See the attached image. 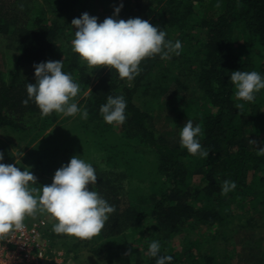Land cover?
Instances as JSON below:
<instances>
[{"label":"trees","instance_id":"16d2710c","mask_svg":"<svg viewBox=\"0 0 264 264\" xmlns=\"http://www.w3.org/2000/svg\"><path fill=\"white\" fill-rule=\"evenodd\" d=\"M37 3L0 0V36L15 52L10 78L0 72V130L8 127L32 144L60 120L62 114L42 118L34 101L27 107L22 101L27 99V83L36 82L24 77L26 67L35 71L34 65L41 62L63 61V71L80 86L78 95L84 96L80 103H85L89 118L99 122L97 132H118L134 153L148 152L160 179L146 193L126 189L125 180L131 174L135 177L137 171L132 165L119 169L114 144L106 159L99 161L103 167L92 165L98 179L90 187L115 212L98 236L82 241L96 259L105 260L103 264H156L157 258L148 255L154 240L160 243V256H172L171 264H189L182 251L170 246L175 234L189 223L227 225V218L233 216L232 211L224 214V208L234 203L227 196L230 193L237 199L236 207H248L253 195L264 193V156L257 155L264 148V89L253 103L239 101L230 80L231 73L240 70L264 76V0H127V18L148 20L167 33L166 39L182 43L179 56L142 61V71L130 83L121 80L115 69L89 68L72 51V43L57 44L64 30L73 27L78 0H43L39 9ZM49 13L54 14L53 19L48 18ZM58 53H63L61 60ZM96 72L98 79L93 82ZM194 92L202 102H197ZM138 95L147 109L136 102ZM108 96H123L127 103V119L118 126L119 131L100 114ZM166 99L181 104V112L191 106L189 116L198 119L203 132L199 140L209 150L208 158L190 155L181 148L179 133L162 129L157 106ZM238 103H244L242 110L235 107ZM249 140L257 144L253 146ZM2 147L0 143V150ZM194 175L203 177L202 188L195 192L190 184ZM225 180L234 181L236 188L222 195ZM201 193L204 198L194 196ZM259 205L264 211V195ZM54 223L49 235L55 245L62 246L59 242H66V235L55 234ZM132 248L140 251V257L133 261L123 258ZM257 264H264V251Z\"/></svg>","mask_w":264,"mask_h":264},{"label":"clouds","instance_id":"9594fccd","mask_svg":"<svg viewBox=\"0 0 264 264\" xmlns=\"http://www.w3.org/2000/svg\"><path fill=\"white\" fill-rule=\"evenodd\" d=\"M122 7L121 3L114 15H118ZM97 19L85 12L80 18L72 20L76 29L71 42L72 51L89 68L115 69L121 80L130 83L142 71L140 65L145 59L156 56L168 59L173 54H181L182 43L166 39L167 33L148 20L130 18L125 21L109 17L98 23ZM34 68L36 82L27 83V99L22 101L25 107L29 101H34L42 118L56 113L66 117L80 114L82 119H88L87 109L78 107L75 99L80 86L63 71V61L41 62ZM230 80L239 101L253 103L256 94L264 89V76L257 71H233ZM126 107L123 96H108L107 103L100 107V114L105 123L120 126L127 119ZM235 107L242 110L244 103ZM202 135L201 126H194L192 120H187L180 132L181 148L187 149L190 155L208 158L209 150H205L199 140ZM249 143L255 146L257 141L249 140ZM257 155L264 156V148H260ZM3 159L4 155L0 152V161ZM97 179L92 164L78 156H73L68 164L55 172L50 185L39 187L29 168L21 171L14 164L0 163V241L22 232L26 219L45 213L56 221L52 227L55 234L79 240H91L98 236L115 212V207L97 191L89 190L88 186L95 185ZM235 188L234 181L225 180L221 194L227 195ZM160 248L158 241H152L148 255L157 258L156 264H171L172 256H160Z\"/></svg>","mask_w":264,"mask_h":264},{"label":"rangeland","instance_id":"374dc122","mask_svg":"<svg viewBox=\"0 0 264 264\" xmlns=\"http://www.w3.org/2000/svg\"><path fill=\"white\" fill-rule=\"evenodd\" d=\"M42 3L43 0H38V9ZM121 3L123 7L119 14L114 15L115 9L120 7ZM126 4L127 0H91L89 2L78 0L74 17L80 18L86 12L90 16L97 17L98 23H102L104 19L109 17L127 21L129 18L124 14L126 13L124 12L127 8ZM48 18L53 19L54 14L49 13ZM75 31L74 26L64 30L65 35L57 40V44L65 45L71 43L74 39ZM8 43L6 39L0 36V72H3L7 79L11 76L15 59L14 49H10ZM57 57L61 60L63 53H58ZM98 75L97 72L94 74L93 82L97 81ZM24 77L30 81L35 80V71L31 66L25 68ZM194 93L193 95L197 102H202V97ZM194 96L186 95L189 99ZM83 97L78 95L75 98L78 101V107L81 109H85V103H80ZM140 98L138 95L136 102L143 109H147L145 108V102L140 100ZM179 105L181 104L176 103L174 100L166 99L164 104L157 106V114L161 116L160 125L165 131L168 129L180 134L187 120H192L193 125H197L198 119L193 118L194 115L189 116L193 114L190 111L191 106L186 107L185 111H189V113H186L179 110ZM184 105H187V103L184 102ZM99 128V122L91 120L89 116L85 120L81 118L80 114L74 117L62 115L60 120L46 131L44 135L32 144H28V139L23 135L14 132L8 127H2L0 130V143L4 149H1L0 152L3 153L4 159L0 163L14 164L21 171L25 167L29 168L31 173L37 178V187H39V185H50L55 172L62 165L68 164L73 156H78L92 165L103 167L99 161L105 160L110 149L117 143L116 150L118 153L116 161L117 163L120 162L119 169L124 170L128 165H132L131 167L137 171L135 177H132L131 174L130 178L128 177L125 180V188H131V191L132 188H136L135 192L138 193H146L152 190L151 186L154 184V180H160L157 174L154 173L153 157L148 152L144 153L141 150L134 153L124 144L121 136L117 135L119 134L118 132H116L117 134L110 132L100 134L97 132ZM115 129L119 131L118 126ZM102 135L106 137L102 138ZM190 184L191 187H194L192 191L195 192L198 188H202L203 177L201 175L192 176ZM88 187L89 190H92L90 185ZM245 188L248 193L252 194L251 186ZM263 195L264 193L253 195L248 201V207H243L242 204L240 207H236L237 199L230 193L227 196L234 203L230 207L224 208V214L226 215V212L232 211L233 216L227 218V225L214 224L208 226L189 223L185 229L174 235L170 246L177 251H182L189 264H257L258 260L262 259V252L264 251V211L260 209L259 205ZM194 196L197 199L204 198L203 193ZM44 216L51 217L45 213L38 215L36 218ZM34 219L28 218L25 223H29ZM51 221L55 220L51 217ZM64 238L66 242H59V245L62 244L59 247L69 251L78 264L84 262L88 264L104 263L103 261L105 260L102 258L96 259L89 251V247L86 245L87 242L74 237L68 238L66 236ZM122 257H128L133 261L140 257V251H136L133 248L128 249ZM186 264L188 263L186 262Z\"/></svg>","mask_w":264,"mask_h":264},{"label":"built area","instance_id":"2783aa9c","mask_svg":"<svg viewBox=\"0 0 264 264\" xmlns=\"http://www.w3.org/2000/svg\"><path fill=\"white\" fill-rule=\"evenodd\" d=\"M51 217L25 223L22 232L0 241V264H78L73 255L54 244L49 235Z\"/></svg>","mask_w":264,"mask_h":264}]
</instances>
